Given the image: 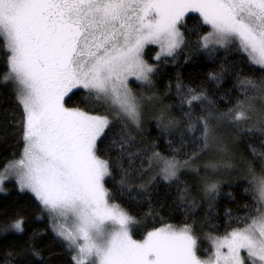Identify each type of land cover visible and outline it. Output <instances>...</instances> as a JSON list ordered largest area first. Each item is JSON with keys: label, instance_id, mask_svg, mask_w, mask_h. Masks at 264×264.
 Listing matches in <instances>:
<instances>
[{"label": "snow or ice", "instance_id": "obj_1", "mask_svg": "<svg viewBox=\"0 0 264 264\" xmlns=\"http://www.w3.org/2000/svg\"><path fill=\"white\" fill-rule=\"evenodd\" d=\"M189 13H198L209 26L202 47L235 44L264 69V0H0V43L10 69L4 79L18 86L25 113L17 183L54 218L72 219L77 235L63 230L58 235L78 248L76 264H264L259 210L246 227L211 237L214 259L198 257L191 225L166 224L133 239L130 225L136 218L110 200L105 187L112 172L100 142L112 121L65 106V97L83 89L111 99L139 126L140 106L128 77L149 81L153 68L142 57L145 45L159 44L163 54L172 55L183 43L181 22ZM199 99L192 93L188 102ZM238 108L235 119H247L243 102ZM202 132L206 146L207 122ZM154 159L165 180L188 166L187 160L181 164L160 153ZM254 180L264 201V177ZM216 189L212 184L206 191ZM11 227L22 231V221Z\"/></svg>", "mask_w": 264, "mask_h": 264}, {"label": "trees", "instance_id": "obj_2", "mask_svg": "<svg viewBox=\"0 0 264 264\" xmlns=\"http://www.w3.org/2000/svg\"><path fill=\"white\" fill-rule=\"evenodd\" d=\"M208 28L198 14H190L181 23L183 43L172 56L157 58L158 47L146 48L145 61L153 68L149 83L133 81L131 87L150 95L156 108L139 119V126L83 89L65 100L66 107L112 121L100 142V154L109 159L112 172L105 187L109 199L136 218L134 239L166 224L191 225L202 258L215 253L211 237L244 228L262 212L254 177H264V109L248 125L225 124L241 102L263 106L264 69L250 63L235 44L202 47ZM9 70L0 43V172L19 160L25 147V113L16 83L4 79ZM192 93L200 99L189 104ZM205 122L223 138L216 153L204 144ZM155 153L181 164L187 160L188 166L177 178L165 180ZM212 184L217 189L209 193ZM5 187L0 194V264H76L73 249L54 230L52 214L14 181ZM17 221H22V231L11 227Z\"/></svg>", "mask_w": 264, "mask_h": 264}, {"label": "rangeland", "instance_id": "obj_3", "mask_svg": "<svg viewBox=\"0 0 264 264\" xmlns=\"http://www.w3.org/2000/svg\"><path fill=\"white\" fill-rule=\"evenodd\" d=\"M190 14H198V13H189V14H187V16L188 15H190ZM199 15V14H198ZM186 16V17H187ZM185 17V18H186ZM184 18V19H185ZM183 19V20H184ZM182 23V22H181ZM150 45H153V46H156V47H158V53H157V58H159V57H161V56H172L175 52H176V50H178V48L173 52V54L172 55H165V54H163L162 53V51H161V47H160V45L159 44H148V45H145V47H144V49H143V52H142V57H143V59L145 60V57H144V54H145V50H146V48L148 47V46H150ZM182 45V44H181ZM209 46H211V45H209ZM153 72V71H152ZM151 75V74H150ZM133 81H135V82H138V83H140V85H142V86H144V85H146V84H148L149 83V81H144V80H138V79H136V77L135 76H129L128 77V80H127V84H128V88L130 89V94L132 95V96H135L136 97V99H137V102H138V104H139V106H140V119L144 116V115H148V113H151V112H153V110L156 108V103L154 102V99L150 96V95H148L146 92H144V91H142L141 89H138V90H135V89H133L132 87H131V82H133ZM18 87V86H17ZM74 90H76V89H74ZM96 96H97V94L96 93H94ZM66 98L67 97H65V100H66ZM99 99H102L110 108H112V109H115V110H117L118 112L117 113H119V114H121V115H124L122 112H121V110H120V108H119V106H118V104H114L113 102H112V100L111 99H109V98H106V97H104L103 95H101L100 96V98ZM243 105H244V108H243V110H245L246 111V116L248 117L247 119H244V120H240V121H237L236 119H235V116H236V114H237V112H239V111H241L242 109L241 108H236L235 110H233L232 112H230L229 114H228V116H226V119H225V124L226 125H230V126H239V125H248V123H251L252 122V116L255 114V112L257 113V112H260L261 110H263L264 109V99H262V105L263 106H260L259 108H257V109H255V107H253L252 106V108L251 107H249L248 106V104H245V103H243ZM66 106V105H65ZM125 116V115H124ZM217 122H219V123H222L223 122V120L221 119V118H218L217 119ZM166 124H168V123H166ZM221 126V125H220ZM229 127V126H228ZM210 129V134H209V136H208V138H207V145H208V151H210V150H212V151H214L215 153L217 152V150H218V148H220L221 147V149H222V143H223V138H222V136L220 135V133L219 132H215V128L214 127H210L209 128ZM219 145V146H216V145ZM221 145V146H220ZM225 150V149H224ZM226 151V150H225ZM229 152V156L231 155V152L230 151H228ZM22 158V157H21ZM20 158V159H21ZM19 159V160H20ZM19 160H17V161H15V162H13V163H11L10 165H8L7 167H6V169L4 170V171H2V172H0V178H3V184L2 185H0V194H2V193H5V190H6V184L8 183V182H10V181H14V182H16L17 183V178H16V171H17V168L15 167L16 165H17V162L19 161ZM107 178V177H106ZM106 178H105V180H106ZM18 184V183H17ZM19 185V184H18ZM19 187H20V185H19ZM21 188V187H20ZM23 191H27V192H29V193H32V192H30V191H28V190H23ZM33 194V193H32ZM34 195V194H33ZM262 203H263V210H262V212H264V201H262ZM52 217H53V215H52ZM53 226H54V230H55V232H56V234H57V236L60 238V239H62L64 242H66L68 245H69V247L70 248H72L73 249V252H74V254H75V257H79L81 254L79 253V250H78V248H76V247H74L72 244H70L68 241H66L63 237H61V236H59L58 235V232L59 231H61V230H63V231H65L66 233L67 232H73V234L74 235H77L76 233H75V226H74V224H73V221H72V219L71 218H67V219H65V218H63V217H57V218H54L53 217ZM132 227H133V225H130V229H131V231H132ZM133 239H134V237H133ZM77 243L78 244H83L84 243V241L82 240V239H78L77 240ZM213 248H214V251H215V245L213 244ZM198 247V246H197ZM221 251L222 252H224V253H227V248H224V249H221ZM215 254V253H214ZM197 255H198V257L199 258H201L202 260H208L209 258H202V257H200V255L198 254V251H197ZM241 255H246V253L242 250V252H241ZM211 258L212 259H214V255L213 256H211ZM89 260H90V258H88Z\"/></svg>", "mask_w": 264, "mask_h": 264}, {"label": "bare ground", "instance_id": "obj_4", "mask_svg": "<svg viewBox=\"0 0 264 264\" xmlns=\"http://www.w3.org/2000/svg\"><path fill=\"white\" fill-rule=\"evenodd\" d=\"M16 183V182H15ZM17 184V183H16ZM18 185V184H17Z\"/></svg>", "mask_w": 264, "mask_h": 264}]
</instances>
